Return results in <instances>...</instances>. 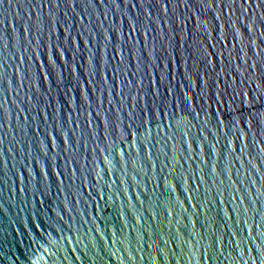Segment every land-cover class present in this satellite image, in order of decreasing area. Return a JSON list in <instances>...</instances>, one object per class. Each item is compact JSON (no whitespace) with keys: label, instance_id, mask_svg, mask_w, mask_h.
I'll use <instances>...</instances> for the list:
<instances>
[{"label":"water","instance_id":"water-1","mask_svg":"<svg viewBox=\"0 0 264 264\" xmlns=\"http://www.w3.org/2000/svg\"><path fill=\"white\" fill-rule=\"evenodd\" d=\"M0 264H264V0H0Z\"/></svg>","mask_w":264,"mask_h":264}]
</instances>
